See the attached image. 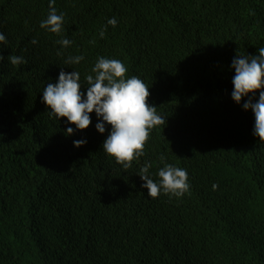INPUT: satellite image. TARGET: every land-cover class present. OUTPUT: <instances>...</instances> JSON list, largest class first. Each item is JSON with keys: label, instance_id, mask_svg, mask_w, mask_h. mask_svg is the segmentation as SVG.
Segmentation results:
<instances>
[{"label": "trees", "instance_id": "obj_1", "mask_svg": "<svg viewBox=\"0 0 264 264\" xmlns=\"http://www.w3.org/2000/svg\"><path fill=\"white\" fill-rule=\"evenodd\" d=\"M49 4L0 0V264H264V144L243 107L259 93L232 99L233 59L264 47V0H55L60 35L40 27ZM100 57L143 80L167 120L127 170L95 113L81 132L42 103L62 68L86 97ZM145 164L154 182L167 164L186 170L189 191L149 197Z\"/></svg>", "mask_w": 264, "mask_h": 264}, {"label": "clouds", "instance_id": "obj_2", "mask_svg": "<svg viewBox=\"0 0 264 264\" xmlns=\"http://www.w3.org/2000/svg\"><path fill=\"white\" fill-rule=\"evenodd\" d=\"M55 0H50L47 18L41 21L40 27L49 33L60 35L64 23L63 14H57ZM108 24L115 27V18L109 19ZM106 28L101 31L104 37ZM6 37L0 33V42ZM93 43L95 41H92ZM32 44L38 43L36 39ZM63 48L70 46L71 41L62 38L57 41ZM57 55H62L58 52ZM4 59L0 55V61ZM12 65L24 63L22 57L11 55L8 57ZM83 56L68 57L66 64H79ZM232 66L235 76L232 83L234 90L232 99L240 104L244 98L253 97L259 93L257 102L248 99L243 104L244 109L251 110L255 116L254 135L264 144V47L259 48V54L249 57L238 55L233 59ZM95 75L85 77L87 84L86 97L81 90V77L78 71L71 73L60 71L56 83H48L42 93V103L49 109L48 114L57 119L66 118L67 122L75 125L81 132L91 125V114L97 116V131L104 134L105 125L111 126V131L103 143V151L116 163L127 170L132 167L134 160L144 155V147L150 138L151 131L157 126L166 124L157 108L148 103L151 95L143 80L136 76L127 77L128 69L118 59L98 58L91 70ZM74 132L67 128V135ZM86 140L73 141L77 148L86 144ZM164 157H161V161ZM150 164L141 168L139 176L144 181L142 187L147 189L149 197L155 199L161 192L170 197H183L190 189L187 171L165 165L158 171L159 181L154 182L149 176ZM218 185H213L216 190Z\"/></svg>", "mask_w": 264, "mask_h": 264}]
</instances>
